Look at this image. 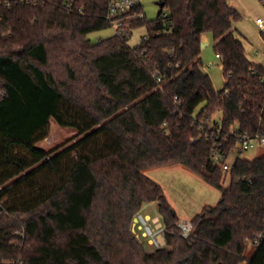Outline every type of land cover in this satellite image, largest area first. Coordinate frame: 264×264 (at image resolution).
Wrapping results in <instances>:
<instances>
[{
	"label": "trees",
	"instance_id": "trees-1",
	"mask_svg": "<svg viewBox=\"0 0 264 264\" xmlns=\"http://www.w3.org/2000/svg\"><path fill=\"white\" fill-rule=\"evenodd\" d=\"M65 1L0 0V264H264V153L227 172L212 158L216 142L229 157L240 135H264V65L246 54L239 11L228 0H161L155 20L131 12L128 34L92 43L111 27L109 0H75L71 11ZM207 33L220 91L203 69ZM51 120L78 135L46 151L37 145ZM202 120L219 123L220 138ZM176 165L221 192L186 239L144 173ZM153 202L166 246L150 252L133 224ZM248 241L257 249L246 261Z\"/></svg>",
	"mask_w": 264,
	"mask_h": 264
},
{
	"label": "rangeland",
	"instance_id": "rangeland-1",
	"mask_svg": "<svg viewBox=\"0 0 264 264\" xmlns=\"http://www.w3.org/2000/svg\"><path fill=\"white\" fill-rule=\"evenodd\" d=\"M160 2L161 0H142L147 22L157 18ZM229 3L240 13V19L235 26L241 35L248 58L254 64L264 65V28H260L256 23L258 18L264 19V4L260 0H229ZM115 34V30L109 27L105 30L91 33L88 38L92 43H98ZM146 34V27L133 30L128 38V44L131 47L139 46ZM205 38L208 41L205 42L207 46L202 49L203 69L210 76L215 90L220 91L224 88L226 82L222 62L217 59L212 35L210 33L204 34L203 39L205 40ZM221 116V114H218L215 118L221 119ZM77 135L78 132L76 130L61 127L54 120H51L49 137L45 141L38 143L37 147L51 151L74 139ZM263 153L264 148L257 150L258 155ZM235 158V155L232 156L230 162H233ZM144 173L163 187L169 204L178 214L180 220L191 221L196 215L201 213L205 206H215L220 200L221 192L218 189L208 185L203 179L181 165L145 170ZM229 182L228 177L223 184L224 187H227ZM141 214L145 217L147 215L150 216L149 225H151L154 232H158L155 237L159 241L161 248L165 247V235L161 232L164 229V222L159 211V204L157 202L146 204ZM138 230L144 237L146 249L150 252L155 250L156 248L148 243L150 237L144 236V230L140 229L139 225ZM246 246L244 258L248 261L255 254L257 245L248 241Z\"/></svg>",
	"mask_w": 264,
	"mask_h": 264
},
{
	"label": "built area",
	"instance_id": "built-area-1",
	"mask_svg": "<svg viewBox=\"0 0 264 264\" xmlns=\"http://www.w3.org/2000/svg\"><path fill=\"white\" fill-rule=\"evenodd\" d=\"M23 2H28L33 4L34 6L39 5L40 3H44L47 0H22ZM75 0H66L65 6L68 10H72ZM142 6V0H109L108 8H107V20L110 23V26L115 30L116 34L118 35H125L129 32V25L124 18L126 14H131V18L133 19H143L145 18V14L143 12H134V10L138 7ZM134 12V13H133ZM256 23L259 25L260 28H264V19L258 18ZM217 59H220V56L217 55ZM177 100V98H176ZM202 125H207L211 131H215V134L220 138L222 134V129L219 123L214 121L205 122L204 120L201 121ZM207 139L209 136L207 135ZM238 148L233 153L232 156H236L242 158L247 161H254L258 156L257 150L260 148H264V135H255V136H248L246 134L240 135L238 138ZM229 140V135L226 137V141ZM197 139H192L191 142H196ZM221 142H216L214 144V150L212 152V158L215 162L223 169V171H230L233 162H230L229 156L224 153L223 151L218 150L217 148L222 147ZM253 153V154H252ZM227 161L224 162V160ZM236 159V158H235ZM139 228L144 230V236L150 237L148 243L150 246L155 247L156 249L161 248L159 241L156 239V235L158 232H154L151 225H149L150 219L139 215ZM178 228L180 229V234L183 238H188L192 235L193 232V224L189 220H181L178 224ZM161 232L165 235L166 230L165 228L161 230ZM258 244V243H257Z\"/></svg>",
	"mask_w": 264,
	"mask_h": 264
},
{
	"label": "water",
	"instance_id": "water-1",
	"mask_svg": "<svg viewBox=\"0 0 264 264\" xmlns=\"http://www.w3.org/2000/svg\"><path fill=\"white\" fill-rule=\"evenodd\" d=\"M159 7H160V9H159V12H158V16H161L162 13H163V10L165 8V2H160ZM205 47H206V44L202 43V49L205 48ZM138 223H139V219L137 218V219H135L134 224H133V231H135Z\"/></svg>",
	"mask_w": 264,
	"mask_h": 264
},
{
	"label": "crops",
	"instance_id": "crops-1",
	"mask_svg": "<svg viewBox=\"0 0 264 264\" xmlns=\"http://www.w3.org/2000/svg\"><path fill=\"white\" fill-rule=\"evenodd\" d=\"M228 2H229V0H228ZM230 4V3H229ZM208 41V39L207 38H205V40L203 39V43H205V42H207ZM207 46V45H206ZM144 209V207L142 208V210ZM142 215V214H141ZM147 218H149L150 219V216H146Z\"/></svg>",
	"mask_w": 264,
	"mask_h": 264
}]
</instances>
